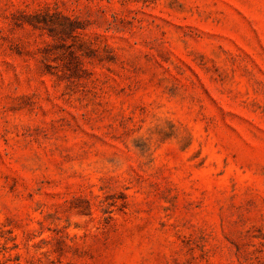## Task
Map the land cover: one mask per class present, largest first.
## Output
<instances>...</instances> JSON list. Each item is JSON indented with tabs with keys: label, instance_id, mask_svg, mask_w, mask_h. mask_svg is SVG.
Here are the masks:
<instances>
[{
	"label": "rangeland",
	"instance_id": "374dc122",
	"mask_svg": "<svg viewBox=\"0 0 264 264\" xmlns=\"http://www.w3.org/2000/svg\"><path fill=\"white\" fill-rule=\"evenodd\" d=\"M0 264H264V0H0Z\"/></svg>",
	"mask_w": 264,
	"mask_h": 264
}]
</instances>
